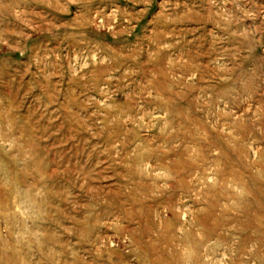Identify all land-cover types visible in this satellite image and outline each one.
Returning <instances> with one entry per match:
<instances>
[{"label":"rangeland","instance_id":"1","mask_svg":"<svg viewBox=\"0 0 264 264\" xmlns=\"http://www.w3.org/2000/svg\"><path fill=\"white\" fill-rule=\"evenodd\" d=\"M0 264H264V0H0Z\"/></svg>","mask_w":264,"mask_h":264}]
</instances>
